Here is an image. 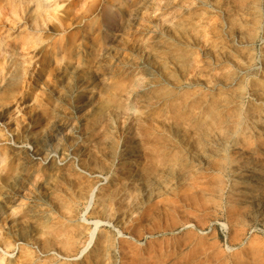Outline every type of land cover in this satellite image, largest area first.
<instances>
[{
	"label": "rangeland",
	"instance_id": "rangeland-1",
	"mask_svg": "<svg viewBox=\"0 0 264 264\" xmlns=\"http://www.w3.org/2000/svg\"><path fill=\"white\" fill-rule=\"evenodd\" d=\"M0 264H264V0H0Z\"/></svg>",
	"mask_w": 264,
	"mask_h": 264
},
{
	"label": "bare ground",
	"instance_id": "bare-ground-1",
	"mask_svg": "<svg viewBox=\"0 0 264 264\" xmlns=\"http://www.w3.org/2000/svg\"><path fill=\"white\" fill-rule=\"evenodd\" d=\"M92 198H93V194H92V196H91V201H90V202H92Z\"/></svg>",
	"mask_w": 264,
	"mask_h": 264
},
{
	"label": "water",
	"instance_id": "water-1",
	"mask_svg": "<svg viewBox=\"0 0 264 264\" xmlns=\"http://www.w3.org/2000/svg\"><path fill=\"white\" fill-rule=\"evenodd\" d=\"M92 200H93V198H92ZM90 204H91V202H90Z\"/></svg>",
	"mask_w": 264,
	"mask_h": 264
}]
</instances>
